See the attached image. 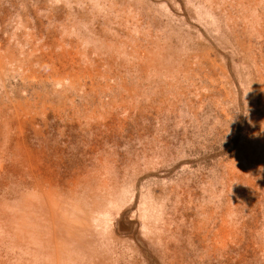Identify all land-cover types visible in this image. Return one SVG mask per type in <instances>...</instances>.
<instances>
[{
    "label": "rangeland",
    "instance_id": "374dc122",
    "mask_svg": "<svg viewBox=\"0 0 264 264\" xmlns=\"http://www.w3.org/2000/svg\"><path fill=\"white\" fill-rule=\"evenodd\" d=\"M54 263L264 264V0H0V264Z\"/></svg>",
    "mask_w": 264,
    "mask_h": 264
},
{
    "label": "bare ground",
    "instance_id": "6f19581e",
    "mask_svg": "<svg viewBox=\"0 0 264 264\" xmlns=\"http://www.w3.org/2000/svg\"><path fill=\"white\" fill-rule=\"evenodd\" d=\"M99 197H101V196H99ZM101 236V235H100ZM107 237V236H106ZM101 238V237H100ZM93 239V238H92ZM97 240V239H96ZM102 241V240H101ZM98 243H100V242H98ZM55 264V263H54Z\"/></svg>",
    "mask_w": 264,
    "mask_h": 264
}]
</instances>
